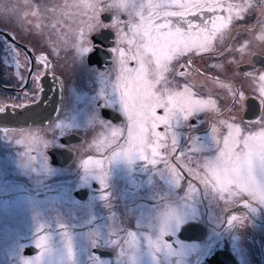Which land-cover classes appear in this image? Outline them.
<instances>
[{"label": "flooded vegetation", "instance_id": "obj_1", "mask_svg": "<svg viewBox=\"0 0 264 264\" xmlns=\"http://www.w3.org/2000/svg\"><path fill=\"white\" fill-rule=\"evenodd\" d=\"M76 2L28 0L26 4L25 0H0V56L13 40L19 50L9 55L6 62L0 59V108L5 109L0 115L8 113L9 109L30 108L31 112L39 106L37 111L31 112L33 122L46 124L52 113L54 116L47 125L0 123V155L13 156L22 148L27 155L17 162L27 173L34 172L36 161L31 155L32 150H37L36 141L55 140L56 146L52 145L47 151L48 167L51 173H61L57 175L64 182L60 190L45 187L42 194L27 192L19 184L15 194L26 195L24 200L52 204L63 199L77 204L84 212V219L89 218L87 212H92L91 227L82 225L61 230L66 242L78 234L75 251L80 253V260L76 264H95L93 257L98 252L105 256L104 264H229L230 261L231 264H264V210L252 213L243 207V200L232 202L227 196L220 200L210 190L205 195L204 186L198 181L194 183L201 191L194 196L186 192V186L172 187L163 163L153 166L135 159L129 164L123 156L112 159L113 152L119 151L117 144L112 142L108 130L101 128L98 122H91L89 116L94 104L105 103L103 99L93 100L97 93L111 94L117 54L107 49L126 46L120 44L117 28L102 29L100 38L106 47L104 63L80 65L74 61V52L67 47L64 50L69 53L63 51V45L67 46L69 29L73 32L78 29L77 21H69L68 14L82 18L76 15L79 9L72 6ZM65 3L69 5L67 8ZM228 4L252 7L240 13L242 19L237 18L235 10L231 14L218 13L232 16V23L223 30L227 35L221 40L218 34L212 51L186 54L190 59L180 60L175 76L168 74L177 90L188 87L195 99L214 101L207 111L175 129L178 149L183 148L186 154L179 158L181 163L186 162L188 156L195 159L211 154L190 153L189 147L197 145L189 136H200L199 143L204 144L211 138L213 127L218 136L227 134L222 122H245L252 131H259L264 125V103H261L264 98L260 95L264 82L259 79L264 75V39L261 38L264 36V0H225V7ZM37 10L39 15H32ZM111 17V12L100 14L104 23H110ZM120 18L127 19L125 14ZM36 24L39 29L34 27ZM29 56L37 61L35 65ZM42 56L47 57L46 67L39 64ZM129 66L135 67V62L131 61ZM33 67L36 71L30 73ZM181 70L184 71L182 76ZM98 72L104 74L107 85ZM52 76L58 79L59 87L48 78ZM41 85L42 92L39 91ZM158 113L163 114V110L159 109ZM99 114L113 125L126 123L124 117L111 108L99 109ZM57 124H62L63 128H57ZM188 124L194 125L195 131ZM157 131L164 132V126L160 125ZM167 143L171 144V136ZM120 144H123L122 138ZM8 148L11 149L7 151ZM66 151L73 155L69 164L67 157L61 154ZM97 160L102 161V166ZM252 206L258 207L255 202ZM165 212H179L189 222L177 234L161 237V215ZM233 215L237 217L234 221Z\"/></svg>", "mask_w": 264, "mask_h": 264}, {"label": "snow or ice", "instance_id": "obj_2", "mask_svg": "<svg viewBox=\"0 0 264 264\" xmlns=\"http://www.w3.org/2000/svg\"><path fill=\"white\" fill-rule=\"evenodd\" d=\"M68 6L65 3L64 7ZM72 6L79 9L76 15L83 17L77 20L78 29L72 45L74 61L80 65L104 63L106 47L100 38L102 29L117 28L119 42L126 46L107 49L109 53L117 54L114 79L109 75L111 94L98 92L93 100L103 99L105 103L94 104L89 116L91 122H98L101 128L107 129L112 142L117 144L119 151L113 152L112 159L123 156L129 164L135 159L145 160L153 166L163 163L172 187L186 186V192L194 196L201 191L194 183L198 181L204 186L205 195L210 190L220 200H225V196L232 202L243 200V207L252 213L264 210V125L259 131L245 132L236 122H222L227 134L220 137L213 127L210 144L199 143L200 136H189L188 139L197 145L189 147L190 153L211 154L200 159L188 156L186 162L181 163L179 158L186 154L183 148L178 149L175 129L191 117L207 111L214 101L195 99L188 87L177 90L168 78V74L175 76V67L182 58L190 59L186 54L212 51L218 34L221 40L227 35L223 30L232 23V16L218 13L231 14L235 10L237 18L242 19L240 13L250 10L252 5L228 4L225 7V0H77ZM52 11L55 12L56 8ZM105 12L112 13L110 23L100 19V14ZM122 14L127 19L122 20ZM32 15L38 16L39 11ZM34 27L39 29L40 26L36 24ZM52 27L55 28L56 24ZM18 51L13 40L4 48L0 59L6 62L9 55ZM29 60L33 65L37 63L31 56ZM46 61L47 57L42 56L40 66L46 67ZM131 61L135 62V67L129 66ZM35 71V67L30 69V73ZM97 75L107 85L104 74L98 72ZM180 75H184L183 70ZM36 78L40 79L38 75ZM259 79L264 82V75ZM39 91H43L42 85ZM260 95L264 98V85L260 88ZM102 108L113 109L124 117L126 123L113 125L99 114ZM158 109H162L163 114H158ZM4 111L0 108V113ZM160 125L164 126V132L157 131ZM187 126L195 131L194 125ZM56 127L62 129L63 125L57 124ZM169 136L170 145L167 143ZM121 138L123 144H120ZM104 139L107 141L108 137ZM51 143L56 146L55 141ZM44 146L47 147L48 142H44ZM96 163L102 166V161ZM252 202L258 207H253ZM161 219V237L177 234L189 222L179 212L162 213ZM236 219L233 215L232 221ZM93 260L95 264H104L105 256L98 252ZM24 264L34 262L26 260Z\"/></svg>", "mask_w": 264, "mask_h": 264}, {"label": "rangeland", "instance_id": "obj_3", "mask_svg": "<svg viewBox=\"0 0 264 264\" xmlns=\"http://www.w3.org/2000/svg\"><path fill=\"white\" fill-rule=\"evenodd\" d=\"M79 19L83 17L76 19L75 15H69V21ZM74 39H76V32L69 29L67 46L63 45V51L74 52L72 47ZM65 47L68 50H64ZM68 62L71 64V60ZM67 67L69 68V65ZM238 124L245 132L252 131V128L245 122ZM39 140L40 142L36 141L37 150H32L31 155V159L36 161L34 172L27 173V169L17 162L18 158L22 159L27 155L22 148L17 149L13 156L5 153L0 155V264H24L26 260L34 264H76L80 260V253L75 251V245L79 243V239L75 241L78 234L74 236L71 234L72 239L66 242L63 237L65 235L58 232L72 230L82 225L90 227L92 225V212H87L89 218L84 219V212L77 204L66 202L63 199H60L59 203L52 204L40 200H24L23 197H27L26 195L15 194L19 184H22L27 192L34 191L37 194H42L45 187H55L56 190H60L64 185L57 175L61 173H51L48 167L47 151L51 149L52 140L45 141L44 138ZM44 142H48L47 147L44 146ZM210 143L211 138L204 144ZM4 144L7 145V143ZM8 144L13 143L8 142ZM10 149L8 148L7 151ZM196 154L198 153H194ZM195 159H200V157ZM10 194L12 195L9 196ZM82 238L84 239L85 235ZM32 246L38 248L39 252L24 255L25 249ZM89 256H92L91 252Z\"/></svg>", "mask_w": 264, "mask_h": 264}, {"label": "water", "instance_id": "obj_4", "mask_svg": "<svg viewBox=\"0 0 264 264\" xmlns=\"http://www.w3.org/2000/svg\"><path fill=\"white\" fill-rule=\"evenodd\" d=\"M90 63V62H89ZM50 79L51 82H53L54 85H56L57 87H59V81L56 78L55 80H53V76L52 77H48ZM59 94V92H58ZM257 108L259 109V106L257 105ZM39 109V106H37L34 110L33 108L31 109V112H35ZM30 112V108L25 109L24 111H15V110H11L9 109L8 113L4 114V115H0V123H5L7 125H13V126H27L30 125L32 123L35 124H40V125H47V123H49L50 121H52L53 119V113L49 116L48 122L44 123H39V122H33V115ZM17 120L20 121L19 124H17ZM38 120V119H37ZM52 156L55 157L56 155L51 152ZM61 154L64 157H67V163L69 164V162L72 160L73 155L69 152H64ZM58 156V155H57ZM38 250L35 247H28L25 249L24 251V255L28 256V255H33L35 253H37ZM232 262L230 261L229 264H231Z\"/></svg>", "mask_w": 264, "mask_h": 264}, {"label": "trees", "instance_id": "obj_5", "mask_svg": "<svg viewBox=\"0 0 264 264\" xmlns=\"http://www.w3.org/2000/svg\"><path fill=\"white\" fill-rule=\"evenodd\" d=\"M58 233L61 234V235L63 234V232H58Z\"/></svg>", "mask_w": 264, "mask_h": 264}]
</instances>
